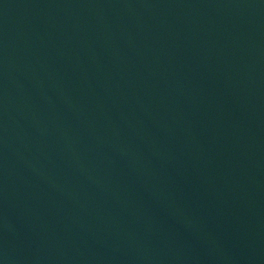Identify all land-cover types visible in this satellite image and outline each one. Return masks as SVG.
Wrapping results in <instances>:
<instances>
[{"label":"water","instance_id":"95a60500","mask_svg":"<svg viewBox=\"0 0 264 264\" xmlns=\"http://www.w3.org/2000/svg\"><path fill=\"white\" fill-rule=\"evenodd\" d=\"M0 264H264V0H0Z\"/></svg>","mask_w":264,"mask_h":264}]
</instances>
